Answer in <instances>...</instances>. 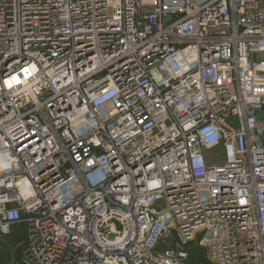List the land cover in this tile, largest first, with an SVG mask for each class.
<instances>
[{"label":"built area","instance_id":"2783aa9c","mask_svg":"<svg viewBox=\"0 0 264 264\" xmlns=\"http://www.w3.org/2000/svg\"><path fill=\"white\" fill-rule=\"evenodd\" d=\"M7 264H264V0H0Z\"/></svg>","mask_w":264,"mask_h":264},{"label":"trees","instance_id":"16d2710c","mask_svg":"<svg viewBox=\"0 0 264 264\" xmlns=\"http://www.w3.org/2000/svg\"><path fill=\"white\" fill-rule=\"evenodd\" d=\"M8 237H10L11 240H15V236L12 232L8 235ZM9 259L10 248L4 243L0 249V264H7ZM185 264H210V262L206 257V253L203 247L191 245L188 257L185 260Z\"/></svg>","mask_w":264,"mask_h":264},{"label":"rangeland","instance_id":"374dc122","mask_svg":"<svg viewBox=\"0 0 264 264\" xmlns=\"http://www.w3.org/2000/svg\"><path fill=\"white\" fill-rule=\"evenodd\" d=\"M13 235L15 236V240H11L10 237H5L3 244L9 246L10 248V259L18 260L20 258V246L24 243L25 240V228L24 226H18L13 229ZM2 244V246H3ZM9 259V260H10Z\"/></svg>","mask_w":264,"mask_h":264}]
</instances>
